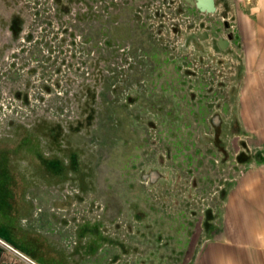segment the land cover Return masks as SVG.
I'll list each match as a JSON object with an SVG mask.
<instances>
[{"label":"rangeland","instance_id":"obj_1","mask_svg":"<svg viewBox=\"0 0 264 264\" xmlns=\"http://www.w3.org/2000/svg\"><path fill=\"white\" fill-rule=\"evenodd\" d=\"M54 1L33 65L4 84L24 90L5 102L4 124L75 162L61 179L28 183L42 209L28 239L36 259L203 264L221 239L244 233L235 188L264 160V120L249 97L264 92V70L248 64L234 1L216 0L209 14L182 0H114L110 17L91 0ZM200 31L233 38L219 50ZM1 126L9 140L14 126Z\"/></svg>","mask_w":264,"mask_h":264},{"label":"flooded vegetation","instance_id":"obj_2","mask_svg":"<svg viewBox=\"0 0 264 264\" xmlns=\"http://www.w3.org/2000/svg\"><path fill=\"white\" fill-rule=\"evenodd\" d=\"M113 1L91 0V4L94 10L101 4V10L110 17V2ZM125 1L117 0L122 4ZM182 1L200 11L195 5L186 0ZM214 4L213 12L217 10L216 0ZM57 6L54 0L51 6L42 0H0V128L1 125L8 129L14 126L11 134H5L10 139L0 140V264H15L16 256L23 257L31 264H45L36 259L37 252H34L28 242L31 235L33 237L34 233H40L36 231L37 222L34 223L33 220L37 216L36 213L42 210L35 206L34 211L33 205H36V202L31 197L33 189L28 183L32 181L34 175L40 180H49L53 177L61 179L64 171L75 169L73 159L60 160L58 157L49 156V152L43 150V147L34 150L29 131L15 127L16 123L4 124L7 114L11 115V109L8 108L7 111L5 102L22 99L24 91L22 89L21 92L9 93V87L4 84L11 79L16 80L18 70L22 71V68L33 65L34 39L47 33L50 20H57L55 19ZM48 11L52 13L54 19L48 17ZM223 26L229 27L226 20H223ZM194 36L201 40L211 38L213 40L211 47L219 50L227 49L233 38L232 32H228L224 37L215 31H200ZM23 79L25 80L24 77ZM32 154L35 156L32 157ZM34 169L36 172L32 174ZM45 227L49 228L47 225Z\"/></svg>","mask_w":264,"mask_h":264},{"label":"crops","instance_id":"obj_3","mask_svg":"<svg viewBox=\"0 0 264 264\" xmlns=\"http://www.w3.org/2000/svg\"><path fill=\"white\" fill-rule=\"evenodd\" d=\"M233 1L248 64L264 70V0ZM249 97L252 110H260L257 117L264 120V92ZM255 162L242 171L234 192L236 229L241 226L244 233L238 236L236 230L234 238L221 239L218 251L210 253L203 264H264V160Z\"/></svg>","mask_w":264,"mask_h":264},{"label":"water","instance_id":"obj_4","mask_svg":"<svg viewBox=\"0 0 264 264\" xmlns=\"http://www.w3.org/2000/svg\"><path fill=\"white\" fill-rule=\"evenodd\" d=\"M186 1L192 5H195L200 11L213 12L215 10L214 0H186Z\"/></svg>","mask_w":264,"mask_h":264}]
</instances>
